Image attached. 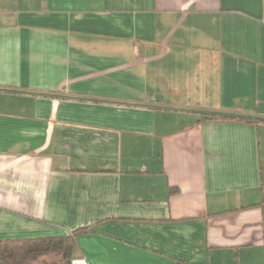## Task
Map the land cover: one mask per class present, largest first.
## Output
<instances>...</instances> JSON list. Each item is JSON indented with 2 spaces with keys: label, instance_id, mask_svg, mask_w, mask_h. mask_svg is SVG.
Instances as JSON below:
<instances>
[{
  "label": "crops",
  "instance_id": "0c3cea01",
  "mask_svg": "<svg viewBox=\"0 0 264 264\" xmlns=\"http://www.w3.org/2000/svg\"><path fill=\"white\" fill-rule=\"evenodd\" d=\"M203 111L264 118V0H0V240L264 264V124Z\"/></svg>",
  "mask_w": 264,
  "mask_h": 264
},
{
  "label": "trees",
  "instance_id": "16d2710c",
  "mask_svg": "<svg viewBox=\"0 0 264 264\" xmlns=\"http://www.w3.org/2000/svg\"><path fill=\"white\" fill-rule=\"evenodd\" d=\"M202 117L220 120L240 119L264 124L263 117L219 111H203ZM170 190L173 191V189ZM260 203L264 204V195ZM84 230L80 228L67 235L59 236L0 240V264H71L72 259L75 258L77 248L76 237ZM51 256H55L56 259L47 261L46 259Z\"/></svg>",
  "mask_w": 264,
  "mask_h": 264
},
{
  "label": "built area",
  "instance_id": "2783aa9c",
  "mask_svg": "<svg viewBox=\"0 0 264 264\" xmlns=\"http://www.w3.org/2000/svg\"><path fill=\"white\" fill-rule=\"evenodd\" d=\"M71 264H91L85 257H75L72 259Z\"/></svg>",
  "mask_w": 264,
  "mask_h": 264
},
{
  "label": "rangeland",
  "instance_id": "374dc122",
  "mask_svg": "<svg viewBox=\"0 0 264 264\" xmlns=\"http://www.w3.org/2000/svg\"><path fill=\"white\" fill-rule=\"evenodd\" d=\"M54 259H56V257L55 256H51V257H49L48 259H46L47 261H51V260H54Z\"/></svg>",
  "mask_w": 264,
  "mask_h": 264
}]
</instances>
